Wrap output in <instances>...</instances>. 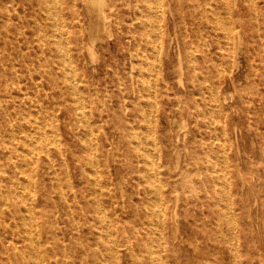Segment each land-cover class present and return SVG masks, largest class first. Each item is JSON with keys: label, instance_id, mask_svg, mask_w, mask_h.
I'll return each mask as SVG.
<instances>
[{"label": "bare ground", "instance_id": "1", "mask_svg": "<svg viewBox=\"0 0 264 264\" xmlns=\"http://www.w3.org/2000/svg\"><path fill=\"white\" fill-rule=\"evenodd\" d=\"M120 1L131 4L133 11L131 22L127 23L130 34L124 36L131 46L128 53L134 96L133 116L127 119L125 135L136 163L133 172L137 175L139 197H128L122 180L105 171L111 165L109 159L113 164L119 159L105 132L103 140L97 136L101 122L92 119L94 113L104 111L103 100L95 102L89 96V108L78 107L75 145L61 149L55 135L47 137L58 151H45L41 159L33 155L30 137L14 143L2 134L3 128L8 127L12 136L34 120L27 119L26 112H20L18 119L7 113L0 118V148L8 150L1 165L6 177L0 180V264H122V260H126L125 264L129 260H137L136 264H182L179 251L183 245L188 255L186 264H193L194 258L198 264H236L240 255H247L250 264H264V201L260 199L263 202L258 203L259 211H253L251 187L245 188L248 179L259 182L264 177V151L256 162H250L241 160L237 147L233 150L236 126L231 133L226 90L221 91L219 81H211V65L222 79L223 64L237 66L242 51L238 20L233 16L237 0H216V5L211 0H189L195 2L192 14L205 21L213 17L215 28L220 30L217 60L207 55L210 42L198 31L196 42L189 45L186 40L183 51L176 52L185 58H178L177 64L169 62L173 37L166 29L165 19L170 16L173 26L180 22L176 17L185 21L179 7L181 0H1L0 10L4 9V13L0 38L4 45L9 42L12 46L5 57L15 67L23 68L24 75L39 71L37 62L41 67L47 66L46 70L42 68L43 73L57 89L66 81L77 93L73 52L81 56L86 49L89 58L85 64L96 62V44L102 34L111 36L112 25L122 22L118 13ZM246 1L258 35L259 64L254 72L258 95L253 99L251 92L242 91L240 96L247 109L260 102L264 118V93L258 87H264V0ZM84 17L88 19L86 23ZM19 35L27 38L25 47L20 44ZM166 60L168 64L164 65ZM173 73L180 84L183 75L193 84L188 89L182 83L183 95L171 94ZM179 112L194 119L199 133L188 140L191 146L183 148L185 159L181 148L172 161L168 156L173 151L165 142L160 116L163 121L176 124L180 122L176 114ZM56 159L60 161L57 163ZM42 171L49 174L51 185L38 181ZM25 187H30L32 197L46 194L53 200L56 193L67 205L65 220L69 223L61 224L59 217H64L56 201L52 209L46 198L39 207L37 197L28 202ZM181 190L191 200L201 227L189 223L186 214L178 209ZM11 195L18 217L4 214L5 208L12 211L8 203ZM257 199L255 196V203ZM80 231L84 233L81 238ZM241 237L245 249L239 247ZM210 245L216 247L214 252Z\"/></svg>", "mask_w": 264, "mask_h": 264}, {"label": "rangeland", "instance_id": "2", "mask_svg": "<svg viewBox=\"0 0 264 264\" xmlns=\"http://www.w3.org/2000/svg\"><path fill=\"white\" fill-rule=\"evenodd\" d=\"M236 3L238 9L236 7L233 8V16L238 20L237 26L239 27V32L242 37L241 40H243L241 41L242 51L237 57V66L223 64L222 69L224 70L222 72V79H220L219 72L217 73V70L211 65V81H219L221 84V91L226 90L227 103L225 105L229 110V129L231 133H233V127L236 126L233 133V150L236 151V147L240 150L239 156L241 160L244 159L246 161L256 162L264 151V118L261 117L263 105L256 101L255 105H252L250 109H247L243 104L240 94L242 91H249L251 92V97L257 99L258 88L254 87V84L258 79L254 72L256 71L255 67L259 64V57L256 48L258 35L256 32L255 21L248 9L247 1L237 0ZM194 4L195 2L189 0L179 1V7L184 12L183 17L185 21H181L179 17H176V21L180 22L173 26V19H171L170 16L165 19L166 29L173 37L169 52V55L171 56L169 62L171 64H177L179 60L185 61L184 54L180 57L176 52L180 49L183 51L186 40L189 42V45L191 42H196L198 31H202V34L210 42L208 44V50L206 51L207 55L212 60H217L218 52L216 49V40L220 30L215 28L213 17H211L209 21H205L199 16L192 14L191 12L194 10ZM211 4L216 5V0H211ZM220 10L223 11V8H220ZM132 12L131 4H127V1H120L118 3V13L120 14L122 22L120 24L112 25L111 36L102 34V38L96 44V62L91 64L87 63L88 65L85 64V59L89 58L86 49H84L83 54H81L83 58L72 50L75 59L73 70L76 72L75 82H77V93H74L75 91L72 89L70 82L66 81L61 83L60 90L57 89L50 77L46 73H43L44 70L42 68L44 67L45 69L47 66L41 67L38 62L37 64L39 66H35L39 71L33 69L34 72L32 76L22 74L23 68L15 67L5 57V52L10 51L12 46L9 42H7V45H4L6 43L0 38V118L3 119L5 114L9 113L12 117L18 119V117H20V112H26V115H28L27 119L30 118L32 122L34 120L31 126H27L24 130L17 131L12 136L8 127H4L2 134L8 136L14 143L19 140L21 142L22 137H30L32 139L33 155L41 159L45 157V151L50 150L53 153H57L58 151L54 149L55 145H53L51 140L49 141L47 137H53L55 135L58 138V145L61 149H65L67 145L69 147L75 145L78 107L82 105L85 109H88L90 105L89 96L94 97V99H96L95 102L103 100L106 106L104 111H102L101 114L94 113L92 119L94 122H101L100 128L96 131L97 136L100 140H103V131L105 132L110 139V144L113 146L114 151L117 154V158L119 159L114 164L112 160L109 159L111 165L107 167L105 171L109 172L116 178L121 179L122 186L125 188L126 193H128V197L131 195L133 199L137 200L139 197L136 193L137 175L133 172L136 163L130 152L125 135L127 119L133 116L132 98L134 96L131 93L132 83L130 81V74L133 71L132 68H130L131 58L128 53L131 46L124 38L126 34H130L127 23L129 24L131 22L133 16ZM3 13L4 9H1L0 20ZM87 21V17H84L83 22L86 23ZM72 24L75 23L73 22ZM19 41L22 46L25 47L27 45V38L24 35H19ZM87 42L88 38L85 36V43ZM30 50L33 52L35 51L33 47H30ZM197 55H199V57L202 56L201 53ZM105 61H107V64L104 63ZM167 64L168 60L165 61L164 65ZM93 66H97L98 69H94ZM261 71L264 73V69H261ZM171 82L174 84V88L171 90L172 95L179 93L183 95L185 93L182 83H185L188 89L193 85L186 80L185 75H183L180 84L175 73H173ZM258 87L260 92L264 93V87L261 85ZM75 94L77 97H74ZM230 97L233 99H230ZM163 107L164 106H162V109ZM164 108H166V106ZM95 111L96 110H94V112ZM176 114L180 120V122L176 124L163 121L164 118L160 116L163 130L165 131V142L168 143L173 151V153L171 151L172 154L168 156V159L171 157L172 161L177 158L181 148V156L185 159L183 148L191 146L188 140L199 133V126L195 123L192 117L182 112ZM214 115L217 116V113L215 112ZM203 122L204 121L201 119L200 123L202 124ZM53 123L56 125L55 130L53 129ZM18 127V124H16L15 128ZM83 128L84 127L81 126L82 130ZM177 135L179 137H177ZM235 137H237V141H235ZM6 154H8V150L0 148V180L6 177L1 170V165L7 157ZM183 159L180 158V160ZM59 161L60 159L57 160V163ZM20 177L23 178L22 175ZM37 178L40 183L51 185L49 174L46 171H42ZM122 178L126 181L124 182ZM238 181L237 187L239 185ZM248 181L249 182L245 184V188L248 189L251 187L250 195L251 202H253L252 210L259 211L258 203L264 201V177L259 182L252 179H248ZM240 185H242L241 181ZM3 187L7 188L5 185H3ZM24 191L28 198V202H31V198L33 199L37 197V207H39L41 203H44L46 198L47 206L52 209L54 202L56 201L58 208L61 210V215L64 217V219L62 216L59 217L61 224L69 223L65 220L67 205L62 199H58L56 193H53L52 200L48 195L46 196V194H43V196H30V187H25ZM184 191L185 190H181L180 192L178 209L186 214L187 218L185 219H187L189 223L196 228L197 226L201 227L202 221H200L195 215L194 206L191 204V200L184 195ZM254 192H256V195L253 194ZM2 196L3 195L0 193V208L2 206ZM255 196L259 197L256 203L254 202ZM262 198L263 201H260ZM8 203L12 211L10 212L5 208L4 214L7 217H18L19 214L14 211L16 210V207L14 206L15 202L12 195L9 197ZM81 218L83 217L81 216ZM260 230L263 231V227L260 228ZM69 231L72 232L73 228L69 227ZM196 235L198 237L200 233ZM79 236L80 238L84 236L83 231L79 232ZM72 239V242H75V239L71 238V240ZM191 239L194 240L195 238L191 237ZM182 247L183 250L179 251V257L183 260L182 264H186L188 261L186 257L188 255L185 250V245ZM239 247L245 249V243L242 237L239 240ZM210 249L214 252L216 247L210 245ZM224 253L225 255L228 254L227 249L224 250ZM251 253H253V251H251ZM251 257V260L256 263V259L253 258L252 254ZM249 260L250 258L247 255H240L235 259V262L236 264H250ZM125 261L122 260V264H125ZM198 262L199 261L196 258L193 259V264H198ZM136 263L137 260H129V264Z\"/></svg>", "mask_w": 264, "mask_h": 264}]
</instances>
